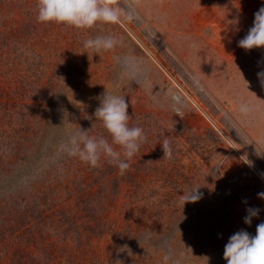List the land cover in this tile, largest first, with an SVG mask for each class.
Returning a JSON list of instances; mask_svg holds the SVG:
<instances>
[{"label": "rangeland", "instance_id": "obj_1", "mask_svg": "<svg viewBox=\"0 0 264 264\" xmlns=\"http://www.w3.org/2000/svg\"><path fill=\"white\" fill-rule=\"evenodd\" d=\"M1 1L0 103L12 112L0 106V199L26 227L0 238V264H226L228 238L264 222V49L238 47L264 0H133L137 20L92 30L38 23L37 0ZM109 34L122 41L113 51L82 46ZM106 88L146 134L123 175L62 147L80 129L107 135L94 116ZM191 187L203 198L183 206ZM248 207L261 209L251 226Z\"/></svg>", "mask_w": 264, "mask_h": 264}, {"label": "clouds", "instance_id": "obj_2", "mask_svg": "<svg viewBox=\"0 0 264 264\" xmlns=\"http://www.w3.org/2000/svg\"><path fill=\"white\" fill-rule=\"evenodd\" d=\"M133 0H124L123 4L117 0H37L38 23H55L76 30H92L98 25H120L138 19L134 14ZM233 25L238 20L231 21ZM122 45V41L115 35H97L83 41V48L90 52L100 54L115 50ZM193 47L196 45L193 44ZM238 47L251 51L264 49V6L254 14L253 26L247 34L238 41ZM123 71L135 77L141 71L139 62L131 55L117 58ZM257 80L264 89V70L257 72ZM136 83L142 85L145 80L137 79ZM171 107L179 113L181 108L187 107L181 96L169 91ZM100 104L94 116L95 121L102 124L105 135H89L90 130H82L70 134L64 143L63 151L70 158H78L91 168H97L103 159L109 165L118 168L123 175L129 168L131 161L140 151L146 140L142 127L129 124V104L125 96L110 93L106 88L99 98ZM95 124L93 123L92 129ZM164 158H170L172 149L167 140L161 145ZM246 156V155H245ZM245 156L241 157L243 161ZM251 162L247 158V162ZM201 187H191L179 196V203H197L203 198ZM264 201V192L257 194ZM261 209L248 207L244 224L251 226L253 219L258 218ZM224 260L226 264H264V222L257 224L256 233L252 235L241 229L233 233L224 246Z\"/></svg>", "mask_w": 264, "mask_h": 264}, {"label": "trees", "instance_id": "obj_3", "mask_svg": "<svg viewBox=\"0 0 264 264\" xmlns=\"http://www.w3.org/2000/svg\"><path fill=\"white\" fill-rule=\"evenodd\" d=\"M2 1L5 2L4 0H2ZM4 10H5V8L2 6V3H1L0 4V15L4 12ZM2 35L3 34L1 33L0 36H2ZM5 44L2 43L0 45L2 46V45H5ZM0 106H1V110L8 109L2 103H0ZM14 107L12 106L13 109H14ZM8 111L9 112L10 111L12 112L11 109H8ZM0 165H1V162H0ZM2 170H4V169H2L1 166H0V173H1ZM4 206H6V205H4V200L3 199H0V219H1L0 220V223L7 225L5 229H3V230L0 229V238H2L3 236H5V233L8 230V231H10V233H11L10 235L11 236H14L15 239L18 237L20 239V241H21L22 238L24 237V233L25 232L23 230L25 229L26 226L19 224V223H21V224H23V223L20 222L21 219L19 217H16L15 214H13L14 209L11 211V213H9V212H7V210H6V208ZM7 216H10V218L8 219ZM10 223H11V227H8ZM0 248H1V246H0Z\"/></svg>", "mask_w": 264, "mask_h": 264}]
</instances>
